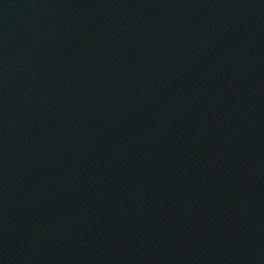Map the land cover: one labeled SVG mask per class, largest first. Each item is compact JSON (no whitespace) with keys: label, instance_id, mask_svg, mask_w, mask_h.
I'll return each instance as SVG.
<instances>
[{"label":"water","instance_id":"95a60500","mask_svg":"<svg viewBox=\"0 0 264 264\" xmlns=\"http://www.w3.org/2000/svg\"><path fill=\"white\" fill-rule=\"evenodd\" d=\"M0 264H264V0H0Z\"/></svg>","mask_w":264,"mask_h":264}]
</instances>
